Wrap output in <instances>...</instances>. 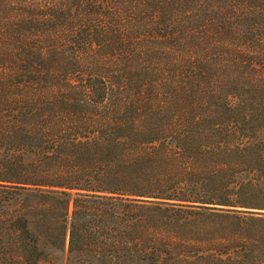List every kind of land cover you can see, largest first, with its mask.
Listing matches in <instances>:
<instances>
[{"label": "trees", "instance_id": "16d2710c", "mask_svg": "<svg viewBox=\"0 0 264 264\" xmlns=\"http://www.w3.org/2000/svg\"><path fill=\"white\" fill-rule=\"evenodd\" d=\"M264 264V0H0V264Z\"/></svg>", "mask_w": 264, "mask_h": 264}, {"label": "rangeland", "instance_id": "374dc122", "mask_svg": "<svg viewBox=\"0 0 264 264\" xmlns=\"http://www.w3.org/2000/svg\"><path fill=\"white\" fill-rule=\"evenodd\" d=\"M59 255V264H64V257L61 254H57V256Z\"/></svg>", "mask_w": 264, "mask_h": 264}]
</instances>
